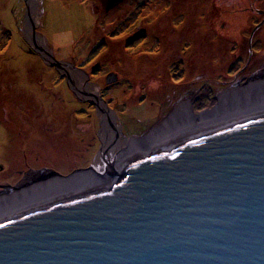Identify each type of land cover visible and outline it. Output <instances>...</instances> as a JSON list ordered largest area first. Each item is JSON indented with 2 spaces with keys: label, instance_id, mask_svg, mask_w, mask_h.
I'll return each instance as SVG.
<instances>
[{
  "label": "rangeland",
  "instance_id": "374dc122",
  "mask_svg": "<svg viewBox=\"0 0 264 264\" xmlns=\"http://www.w3.org/2000/svg\"><path fill=\"white\" fill-rule=\"evenodd\" d=\"M101 1L37 0L41 42L64 67L31 46L26 0H0V205L51 185L43 168L93 165L109 185L131 140L152 144L173 122L205 125L230 81L258 74L252 88L264 87V0H244L239 14L222 0H122L104 14ZM148 74L156 90L137 86ZM191 92L194 120L181 103Z\"/></svg>",
  "mask_w": 264,
  "mask_h": 264
},
{
  "label": "water",
  "instance_id": "95a60500",
  "mask_svg": "<svg viewBox=\"0 0 264 264\" xmlns=\"http://www.w3.org/2000/svg\"><path fill=\"white\" fill-rule=\"evenodd\" d=\"M26 5L31 46L64 66L41 42L37 0ZM93 95L102 107L100 90ZM220 97L205 125L173 122L177 135L189 129L181 138L165 128L152 144L124 145L109 185L93 165L69 175L41 169L51 185L0 205L18 211L0 219V264H264V87Z\"/></svg>",
  "mask_w": 264,
  "mask_h": 264
},
{
  "label": "bare ground",
  "instance_id": "6f19581e",
  "mask_svg": "<svg viewBox=\"0 0 264 264\" xmlns=\"http://www.w3.org/2000/svg\"><path fill=\"white\" fill-rule=\"evenodd\" d=\"M108 1L109 0H103V1H101L100 3H102V6H103V8H102V11L104 12V14H106V11H104V9H105V7L107 6V4H108ZM99 6V5H98ZM100 7V6H99ZM34 11V13H35V20L37 19L38 21L37 22H39V25H40V21H41V17H40V13L38 12V7H36V9H34L33 10ZM238 14H239V11L237 12ZM236 13V14H237ZM237 14V15H238ZM37 16V17H36ZM236 21H237V18H236ZM239 21V20H238ZM243 23V22H242ZM246 23V22H245ZM259 24H261V25H263V22L262 21H260V22H258ZM235 24L236 23H234L233 25L235 26ZM245 25V24H244ZM39 34H40V32H39ZM235 36V35H234ZM251 39H252V33H251ZM259 50H260V52H263V50H264V45L262 44V45H260V47H259ZM250 55H251V52H250ZM248 58L246 59V63H248ZM218 66V65H217ZM219 67V66H218ZM217 69V68H216ZM195 72H200V71H198V70H194ZM149 75V77L151 78V75L150 74H148ZM255 75V74H254ZM256 79L255 78H253V75L252 76H250V77H248L246 80H243V81H241V82H237V80L236 81H233V83L235 82V84H237V85H235V86H237L235 89H237L238 88V86H240L241 88H247V87H252V85L254 84V81H255ZM258 80V79H257ZM144 83V82H146L144 79H141L140 80V82H139V80H137V86H139V84L140 83ZM232 83V84H233ZM232 84H230V85H228V86H226L227 88H230V91H232L233 89H234V87H233V85ZM240 84V85H239ZM226 87L225 88H223V90H225L226 89ZM137 88V87H136ZM147 89V88H146ZM200 89V88H199ZM163 91V90H162ZM229 91V90H228ZM100 92H101V90H100ZM153 93V92H152ZM194 93V92H193ZM193 93L191 92V94L186 98H183L182 100H181V103H182V107H183V109L185 110V109H187L188 110V112H187V115H188V117L189 116H191L190 117V119L192 118L193 120L195 119V117L194 116H192L191 114H190V111H192L196 106L193 104L194 103V101H195V99H194V101H193V97H194V95H193ZM151 94V93H150ZM150 94H148V95H150ZM154 94V93H153ZM187 99H190V100H187ZM259 109H262L261 107H259ZM201 117H203V116H201ZM193 120H191L190 122H192ZM183 124V123H182ZM194 124V123H193ZM177 125H179V124H177ZM192 125V124H191ZM194 128V127H193ZM189 129L188 128H184L183 129V133H185V134H187L189 131H188ZM200 129H197V130H195V131H199ZM188 131V132H187ZM178 136H180V138H181V136H183V134H181V135H178ZM118 144V143H117ZM114 146H116V145H114ZM52 179V178H51ZM42 199H44L43 197L42 198H39V200L37 199V200H31V201H29V203H28V206H29V208L30 207H33V206H35L36 204L35 203H37V202H39L40 200V202H43L42 201ZM39 202V203H40ZM28 206L26 207V205L25 204H22V206H19V208H22L23 210L24 209H27L28 208ZM10 211H12V212H14V213H18V211H15V208L12 206V208H6V207H0V219H2L3 218V216H7L8 218H9V216H11V215H9V214H7V213H9Z\"/></svg>",
  "mask_w": 264,
  "mask_h": 264
},
{
  "label": "trees",
  "instance_id": "16d2710c",
  "mask_svg": "<svg viewBox=\"0 0 264 264\" xmlns=\"http://www.w3.org/2000/svg\"><path fill=\"white\" fill-rule=\"evenodd\" d=\"M220 1V0H219ZM222 1H225L226 3H229V4H231L232 6H233V9L235 10L236 9V4L238 5V6H240L241 8H238V11H240V10H243L242 9V7H243V4H244V0H222ZM222 2L220 1V4H221ZM231 6V7H232ZM233 17H234V20L238 17V15L237 14H235V15H233ZM234 27V25H232V24H226L225 25V27H224V30L227 28V27ZM234 31V30H233ZM237 32V31H236ZM233 33H235V32H233ZM151 75V74H150ZM155 78H156V82H158V79H157V76H155ZM141 80V79H140ZM144 80L145 81H149L148 83H149V86L148 87H150V88H147V89H150V90H156V88H157V85H154V83H153V79H152V75H151V78L148 76V78H144ZM139 87H141V85L139 84ZM160 90H162V89H160Z\"/></svg>",
  "mask_w": 264,
  "mask_h": 264
},
{
  "label": "flooded vegetation",
  "instance_id": "af4514ba",
  "mask_svg": "<svg viewBox=\"0 0 264 264\" xmlns=\"http://www.w3.org/2000/svg\"><path fill=\"white\" fill-rule=\"evenodd\" d=\"M251 41H252V39H251ZM251 47V46H250ZM250 52H251V54L253 53L251 50H250ZM258 58H263L264 59V50H263V52H260L259 51V56H258ZM262 59V60H263ZM260 67H258V68H256V69H259ZM255 71V70H254ZM253 72V71H252ZM247 73V72H246ZM246 73L243 75V76H241V77H245V75H246ZM246 76H249V74L248 75H246ZM241 79V78H240ZM233 83V81H230L227 85H230V84H232Z\"/></svg>",
  "mask_w": 264,
  "mask_h": 264
}]
</instances>
